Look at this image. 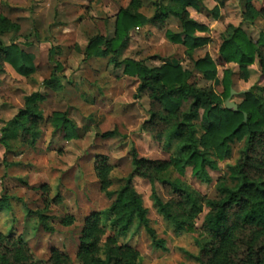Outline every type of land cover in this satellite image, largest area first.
Segmentation results:
<instances>
[{"label": "rangeland", "instance_id": "1", "mask_svg": "<svg viewBox=\"0 0 264 264\" xmlns=\"http://www.w3.org/2000/svg\"><path fill=\"white\" fill-rule=\"evenodd\" d=\"M131 1L7 0V5L0 1V15L19 26V32L5 36L4 42L9 45L13 41L35 67V73L28 78L17 75L8 65L0 75V197L8 198V207L0 209V232L21 236L39 264H46L52 249L68 254L75 261L85 218L111 205L100 191L95 175L100 157L107 159L112 167L113 185L109 191L115 192L132 171L133 148L140 158L153 161H166L174 152V148L166 149L142 130L150 118L147 93H140L138 80L124 76L123 66L114 65L110 58L114 57L117 63L131 59L150 68L165 63L178 65L193 73L189 83L211 86L218 94L222 92V72L229 69L234 74L232 89L236 95L231 101L235 104L253 86L264 89L258 60L248 67L245 80L236 65L224 63L219 55L227 25L238 27L242 22L245 2L261 9L264 0H200L199 9H189L188 13L207 27L200 36L209 39V43L194 51L191 57L186 55L183 46L166 40L167 30L180 32L178 21L168 18L163 26L146 25L132 30L116 56L86 58L85 49L91 40L113 38L120 10L130 8L147 19L156 15L158 0H138L137 10L135 4L130 7ZM244 29L255 40L264 33V20L258 18L254 26ZM51 50L53 61L62 68L58 73L61 86L58 90L43 86L54 68V63L49 62ZM204 56H209L216 66L213 82L205 81L194 69V62ZM35 93L46 96L45 102L39 105L44 121L35 146L29 148L20 142L21 129L16 117L24 110L26 99ZM55 112L67 114L76 137L68 140L64 132L54 131L49 119ZM112 132L115 136L104 137ZM241 147L242 144H235L231 156L218 162L216 171H208L209 184L200 183L189 169L184 175L171 172L165 178L189 187L206 199H218L220 181L233 184L227 166L236 162ZM133 185L147 210L151 227L165 241L167 251L154 249L145 230L137 224L121 243L137 250L142 264H197L188 255L198 254L199 233L177 236L157 213L150 183L135 178ZM156 189L163 202L170 200L163 185L156 184ZM207 212L204 207L195 221L197 231ZM37 213L45 216L50 230L41 224ZM66 217H73L71 226L62 225Z\"/></svg>", "mask_w": 264, "mask_h": 264}, {"label": "trees", "instance_id": "2", "mask_svg": "<svg viewBox=\"0 0 264 264\" xmlns=\"http://www.w3.org/2000/svg\"><path fill=\"white\" fill-rule=\"evenodd\" d=\"M0 1L7 5V0ZM200 2L158 0L156 15L152 19L130 8L122 9L115 19L113 38H94L86 47L85 56H116L132 30L146 25L163 26L166 19L174 18L179 23L180 32L167 30L165 38L171 44L183 46L186 55L191 57L194 51L209 43V39L200 36L207 27L193 20L188 13L189 9L197 11ZM133 4L136 10L140 7L138 0H132L130 7ZM217 12L215 8V17ZM258 18L264 20V6L256 9L252 2H245L241 24L238 27L227 25L219 48L223 62L236 65L245 80L248 67L256 60L264 77V33L254 40L244 29L245 26H254ZM18 32L17 24L0 15V75L8 65L17 75L28 78L35 73L31 58L13 41L9 45L4 42L5 36ZM53 55L51 50L49 62L54 63V68L43 86L58 90L61 88L58 73L62 68L53 61ZM110 62L123 66V75L137 79L138 91L147 93L150 118L142 130L166 149L174 148V152L166 161H153L140 158L133 148L132 171L115 192L109 191L113 185L112 167L107 159L100 157L95 165V175L100 191L111 205L85 218L75 261L68 254L52 249L46 264H142L137 250L121 243L134 224L145 230L154 249L166 252L165 241L159 239L151 227L147 210L134 188L135 178L150 183L157 213L177 236L199 233L196 240L199 252L188 255L197 264H264V89L256 85L242 93L235 112L223 107L233 86L234 74L229 69L222 72V92L218 94L211 86L198 87L189 83L193 73L178 65L165 63L150 68L131 59L117 63L114 57ZM194 69L207 82L216 79L217 69L209 56L196 60ZM45 100L44 94H33L26 99L24 110L16 117V124L21 129L20 142L29 148L35 146L41 134L39 127L44 120L39 105ZM49 122L55 132H64L65 139L76 137L74 125L66 113H53ZM113 136V132L104 135L105 138ZM235 144H242V147L236 162L227 166L233 184L221 180L217 186L218 199H206L189 187L165 178L171 172L184 175L189 169L200 183L209 184L208 171H216L218 162L231 156ZM158 183L168 191V202L159 198ZM7 204L8 198L0 197V209L7 208ZM204 207L208 212L197 231L195 221ZM37 216L50 230L45 216L38 213ZM73 222V217H66L62 225L68 227ZM0 264L39 263L21 236L0 232Z\"/></svg>", "mask_w": 264, "mask_h": 264}, {"label": "water", "instance_id": "3", "mask_svg": "<svg viewBox=\"0 0 264 264\" xmlns=\"http://www.w3.org/2000/svg\"><path fill=\"white\" fill-rule=\"evenodd\" d=\"M236 95V92L232 89L230 91V96L228 97V99H226V101L224 102L223 104V107L227 110H233V111H237L238 110V107H237V104H235L234 102H232V98ZM245 117V120H246V116Z\"/></svg>", "mask_w": 264, "mask_h": 264}, {"label": "crops", "instance_id": "4", "mask_svg": "<svg viewBox=\"0 0 264 264\" xmlns=\"http://www.w3.org/2000/svg\"><path fill=\"white\" fill-rule=\"evenodd\" d=\"M200 23V22H199ZM202 24V23H201Z\"/></svg>", "mask_w": 264, "mask_h": 264}]
</instances>
